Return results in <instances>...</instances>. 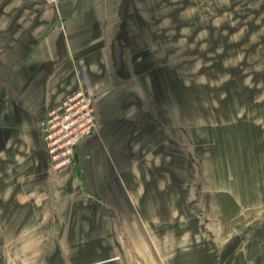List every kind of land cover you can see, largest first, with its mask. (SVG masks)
<instances>
[{"label":"rangeland","instance_id":"374dc122","mask_svg":"<svg viewBox=\"0 0 264 264\" xmlns=\"http://www.w3.org/2000/svg\"><path fill=\"white\" fill-rule=\"evenodd\" d=\"M22 2L0 0V26L22 22ZM141 2L154 132L127 138L110 200L62 225L82 238L0 216V264H264V1Z\"/></svg>","mask_w":264,"mask_h":264},{"label":"crops","instance_id":"0c3cea01","mask_svg":"<svg viewBox=\"0 0 264 264\" xmlns=\"http://www.w3.org/2000/svg\"><path fill=\"white\" fill-rule=\"evenodd\" d=\"M136 1L24 0L22 22L0 26V216L12 218L6 222H16L17 207V222L57 225L47 239L82 238L62 225L87 222L79 209L92 196L110 200L127 138L154 132V110L140 98L138 82L151 76L139 68L144 39L136 16L144 15V3ZM77 88L98 97V133L77 146L72 167L50 171L40 125L47 109ZM99 206L117 211L108 201ZM54 248L50 254L60 257Z\"/></svg>","mask_w":264,"mask_h":264},{"label":"built area","instance_id":"2783aa9c","mask_svg":"<svg viewBox=\"0 0 264 264\" xmlns=\"http://www.w3.org/2000/svg\"><path fill=\"white\" fill-rule=\"evenodd\" d=\"M63 1L67 0H45L48 5ZM98 126L96 100L81 88L66 94L57 104L50 106L40 125L49 170L72 167L77 146L94 135Z\"/></svg>","mask_w":264,"mask_h":264},{"label":"bare ground","instance_id":"6f19581e","mask_svg":"<svg viewBox=\"0 0 264 264\" xmlns=\"http://www.w3.org/2000/svg\"><path fill=\"white\" fill-rule=\"evenodd\" d=\"M131 264V263H130Z\"/></svg>","mask_w":264,"mask_h":264}]
</instances>
